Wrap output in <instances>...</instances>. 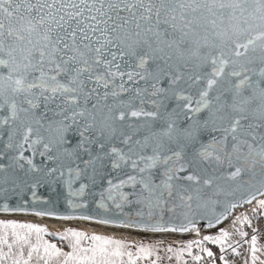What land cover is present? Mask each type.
Here are the masks:
<instances>
[{
	"label": "snow or ice",
	"instance_id": "1",
	"mask_svg": "<svg viewBox=\"0 0 264 264\" xmlns=\"http://www.w3.org/2000/svg\"><path fill=\"white\" fill-rule=\"evenodd\" d=\"M259 197L264 0H0V212L218 230L174 247L0 220V264H200L207 243L228 264L251 220L220 225Z\"/></svg>",
	"mask_w": 264,
	"mask_h": 264
},
{
	"label": "rangeland",
	"instance_id": "2",
	"mask_svg": "<svg viewBox=\"0 0 264 264\" xmlns=\"http://www.w3.org/2000/svg\"><path fill=\"white\" fill-rule=\"evenodd\" d=\"M242 213L248 215L250 220H251V227H248V226L244 227V231H246L248 233V236L245 238L248 241V243H244L243 247L238 249V251L240 253L239 256L233 255L230 249L228 250L227 253H225V258L228 260V264H244L245 259L250 256L249 246H250V241H251V237L253 234L257 235V237H258L257 246H258V248L261 249V251L257 253L258 260H264V216H260L259 218H254L252 212L246 213L244 211ZM239 214H241V213H239ZM13 221L25 222L24 220H20V219H16ZM38 225L41 227H46V226L41 225V224H38ZM64 227H73V228H76L78 230H82L79 225H68V226H64ZM64 227L59 226L57 228H53V227H47V228L49 229L50 232L55 233L58 229H62ZM254 229L256 230L255 232H254ZM88 234L92 235V234H96V233H88ZM216 234H218V232L211 233L209 235H216ZM97 235H100V234H97ZM107 237H110V236H107ZM45 238L48 239L52 243H58L57 240L52 239L51 236H47ZM115 238H124V239H128L129 241H135V242L143 241L144 243H149V242L157 241L159 239H164L166 244H171L174 247H178L179 242H181V241L193 240V239H182V240H175L174 239L173 240L170 238H150L147 236L146 237L145 236L140 237V236L125 235V234H121L119 236H116ZM195 239H197V238H195ZM232 239H233V241H235V240H238L239 237L234 236V237H232ZM205 246L214 253V260H212V258L207 257L206 254L201 253L199 251V249L194 247L193 248V255H200L202 257L200 264H209L210 260H212V264H223V261L220 259L221 253L219 250V246L215 245V244H211V243H207ZM65 250H67V249L65 248ZM183 260H187L188 264H196V262H194L191 259V257L187 255V253H185V256L182 258V261L180 262V264H183ZM144 264H147V262H144ZM162 264H178V262L175 258H173L171 261H168V260L162 261ZM249 264H250V261H249Z\"/></svg>",
	"mask_w": 264,
	"mask_h": 264
},
{
	"label": "bare ground",
	"instance_id": "3",
	"mask_svg": "<svg viewBox=\"0 0 264 264\" xmlns=\"http://www.w3.org/2000/svg\"><path fill=\"white\" fill-rule=\"evenodd\" d=\"M260 199H264V197H261ZM254 205H255V202L253 204L245 206V208H243V209H237L235 214H234V216H233V218L227 220L220 227H229L231 225V221L234 219V217L236 215H239V213H242L244 211L246 213L252 212V209H253ZM24 221L25 222H31V223H37V224L44 225L46 227H53V228H57L59 226H63L64 227V226H68V225H79L81 227V229L86 231L87 233H96V234H100V235H104V236H110V237H116V236H119L121 234L132 235V236H140V237L141 236H145V235L137 233V232L113 230V229H109V228H105V227H100V226H97V225L89 224V223H86V222H75V221H70V222H50V221L37 222V221H34V220H30V219H27V220H24ZM215 232H218V230L216 228L212 229V230H209V231H207L205 233L200 234V237H197V236L193 235V236H190L188 238H182V237H180L178 235H174V234H167V235H163V236H157V235L148 234L146 236L150 237V238H170V239H173V240L174 239L175 240H182V239H195V238L199 239V238H201L204 235H209V234L215 233Z\"/></svg>",
	"mask_w": 264,
	"mask_h": 264
},
{
	"label": "water",
	"instance_id": "4",
	"mask_svg": "<svg viewBox=\"0 0 264 264\" xmlns=\"http://www.w3.org/2000/svg\"><path fill=\"white\" fill-rule=\"evenodd\" d=\"M26 155H29V153H26ZM259 198H261V197H259ZM254 203V202H253ZM2 204H3V202L2 201H0V206H2ZM247 205H250V204H245V205H243L242 207H238L237 209H243V208H245V206H247ZM237 209H235L234 210V212H233V215L231 216V217H229V219H231V218H233V216H234V214H235V212H236V210ZM58 211L60 212V213H64L65 212V210H64V208L63 207H61L60 209H58ZM15 219H20V220H27V219H30V220H34V221H37V222H42V221H50V222H65V221H59V220H55V219H51V218H43V219H41V218H39V217H36V216H34V215H32L31 214V210L28 212V213H3V212H0V220H11V221H13V220H15ZM228 219V220H229ZM227 221V220H226ZM225 221V222H226ZM67 222H70V221H67ZM75 222H86V223H89V224H93V225H97V226H100V227H105V228H109V229H113V230H119V231H131V232H137V233H140V234H143V235H148V234H151V233H144V232H140V231H138V230H133V229H128V228H121V227H118V226H104V225H98V224H95V223H93V222H87V221H75ZM224 222V223H225ZM223 223V224H224ZM222 224V225H223ZM221 226V225H220ZM197 227L200 229V234H202V233H205V232H207V231H209V230H212V229H215V228H212V229H205L204 228V222H200L198 225H197ZM151 235H153V234H151ZM167 235V234H166ZM174 235H178V234H174ZM193 235H195V234H188V235H184V236H180V235H178V236H180V237H182V238H188V237H190V236H193Z\"/></svg>",
	"mask_w": 264,
	"mask_h": 264
},
{
	"label": "trees",
	"instance_id": "5",
	"mask_svg": "<svg viewBox=\"0 0 264 264\" xmlns=\"http://www.w3.org/2000/svg\"><path fill=\"white\" fill-rule=\"evenodd\" d=\"M52 237V239H55L53 236H51Z\"/></svg>",
	"mask_w": 264,
	"mask_h": 264
}]
</instances>
